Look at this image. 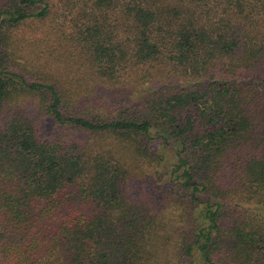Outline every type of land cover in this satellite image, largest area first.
<instances>
[{
    "label": "trees",
    "instance_id": "16d2710c",
    "mask_svg": "<svg viewBox=\"0 0 264 264\" xmlns=\"http://www.w3.org/2000/svg\"><path fill=\"white\" fill-rule=\"evenodd\" d=\"M0 264H264V0H0Z\"/></svg>",
    "mask_w": 264,
    "mask_h": 264
},
{
    "label": "rangeland",
    "instance_id": "374dc122",
    "mask_svg": "<svg viewBox=\"0 0 264 264\" xmlns=\"http://www.w3.org/2000/svg\"><path fill=\"white\" fill-rule=\"evenodd\" d=\"M34 27H37V26L32 25V26H29L28 28L22 27L20 29V31L18 32V34L24 36L25 38H33L38 33L35 31H29V29H32ZM161 72L162 73H158V71L151 72V79L146 80V84L150 85V84H156V83H160V82H163L165 84H167V83L175 84V83L180 81L179 78H175V77L167 80V76L165 75L164 70ZM182 80L183 79H181V81ZM38 120H39L40 129L43 130L44 133L51 134L52 137H54L55 134H57L59 131H61L62 135L68 134V133L73 134V136L76 135V134H74L75 132L73 130L59 129L60 127L58 126V124L53 123L49 117L39 116ZM84 136L81 137V140H83V138H85L86 143L84 144V146L86 147V150L95 152L96 151V149H95L96 148V142L95 141H96V138H98L99 136H96L95 138L93 136L88 135V134H85ZM104 140H105V138L102 139V143L104 142ZM169 155L170 154L167 153V156H169ZM149 170L150 169L148 168L146 163H140L138 165L137 172L129 173V175H128L129 178H136V180L134 181L135 193L140 192V191H143L145 193L156 191L157 183L154 179H152L149 176ZM161 203L165 204V202L163 200L161 201ZM170 229H172L174 231V227H171Z\"/></svg>",
    "mask_w": 264,
    "mask_h": 264
}]
</instances>
